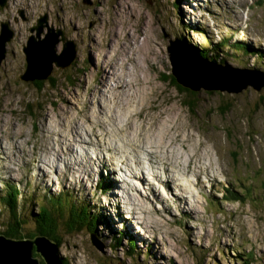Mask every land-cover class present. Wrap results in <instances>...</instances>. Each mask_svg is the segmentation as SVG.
Segmentation results:
<instances>
[{"label":"rangeland","instance_id":"1","mask_svg":"<svg viewBox=\"0 0 264 264\" xmlns=\"http://www.w3.org/2000/svg\"><path fill=\"white\" fill-rule=\"evenodd\" d=\"M44 15L40 36L30 32ZM2 20L14 35L0 63V228L8 218L2 194L16 183L28 232L49 196L69 193L98 215L96 235L59 231L63 264H241L250 253L249 264H264V85L250 84L264 80L257 73L264 66V0H7ZM49 28L74 43L75 57L68 67L53 64L55 86L47 78L38 89L20 77L22 46L30 36L44 39ZM178 38L192 53L225 39L217 59L228 70L248 61L251 75L220 77L179 53ZM234 42L251 54L235 52ZM55 47L59 53L63 41ZM170 54L199 86L191 109L165 82ZM101 68L109 72L104 85ZM113 73L132 81L116 101L114 87H106L116 86ZM204 80L247 86L220 91L203 87ZM146 152L167 165L171 181ZM132 154L141 156L139 170ZM96 155L106 167L93 164ZM128 238L138 254L126 251Z\"/></svg>","mask_w":264,"mask_h":264},{"label":"trees","instance_id":"2","mask_svg":"<svg viewBox=\"0 0 264 264\" xmlns=\"http://www.w3.org/2000/svg\"><path fill=\"white\" fill-rule=\"evenodd\" d=\"M188 33V32H187ZM185 33V34H187ZM203 34V33H202ZM205 37V35L203 34ZM181 44V48L189 55L192 59H197L199 61L208 62L210 60L209 56H212V62L214 64L220 65V66H226L222 64L221 62L223 58L221 57L220 60L217 59V51H219L220 47L226 43L225 39H221L220 41L213 43L208 42V47L201 48L197 52L192 53L190 48L184 44V42L178 38ZM231 45V44H230ZM232 45L236 46L234 47V51L238 52H247L248 54H251V50L247 47L246 44H243L241 42H234ZM179 47L178 50L183 51ZM256 51V50H253ZM221 52L224 54V51L221 50ZM209 53H213V55H209ZM245 54V55H248ZM258 54V53H257ZM236 56H238L236 54ZM241 67H244L245 69H249L247 66L248 61L242 60ZM219 64H218V63ZM253 63V62H252ZM72 64V63H71ZM264 64V63H263ZM68 67V66H67ZM64 68V67H63ZM261 68V74L264 72V66H260ZM249 71V70H248ZM170 73V72H169ZM71 72L67 73V75H64V78L66 80H70ZM48 79L51 80L52 87L55 86L57 79H53L52 76H48ZM46 78V79H47ZM43 80L45 79H34L31 82L33 85H35L38 89H42L44 86ZM165 82L171 83L172 86H176L175 88L183 92L185 94V98H188V101H185L186 106H188L189 109L193 107V99L196 98V90L185 87L180 85L176 79L173 77L172 73L169 75V79ZM229 107H224L222 109V112H225ZM20 188L16 183L7 185V189L4 191V194H2V200L5 203V207L8 210V218H6V222L4 223V226L0 228V234L8 237V238H15V239H33L35 236H46L51 241H53L57 248L62 244L60 242L61 237L59 236V231L62 230L63 232H76L80 231L82 229H87L89 233H93V235H96V225L98 221V215L92 211L89 205L85 203H79V205H75V200L70 199L69 197L72 196L68 193L64 196H49L47 201H43L41 203H38V211L36 213H32L35 219V229L33 232H28L27 228H24V220L20 219L19 213H20ZM227 192V191H226ZM228 193V192H227ZM66 199V200H65ZM121 233V232H120ZM117 237L114 239V243L111 245L112 249L117 248L120 245V240L122 237V233L119 235H116ZM126 251L129 254H138L137 247L135 244V240L133 238H128L127 240V249ZM205 254V253H203ZM33 256H37L35 250H33ZM252 256V253L249 254L248 261H244L241 264H247ZM60 259L63 262V258L60 256ZM40 263L45 264L43 259H40ZM249 264V263H248Z\"/></svg>","mask_w":264,"mask_h":264},{"label":"water","instance_id":"3","mask_svg":"<svg viewBox=\"0 0 264 264\" xmlns=\"http://www.w3.org/2000/svg\"><path fill=\"white\" fill-rule=\"evenodd\" d=\"M5 5L6 0H0V12L4 10ZM42 17L43 18L40 17V19L37 20V26H33L36 27L38 36L42 33V21L46 19L47 15ZM62 34L63 31L55 32L52 28H49L44 39L35 40L32 36L28 37L26 43L22 46V51L25 55V70L20 77L24 81L46 79L50 73H52L53 64L59 68L71 65L75 57V45L71 40H66L64 36L59 38ZM13 35L14 31L10 27V22L7 20L0 21V63L6 54L5 46L12 39ZM60 39L63 41V48L57 53L55 45ZM178 51L181 53L180 50ZM179 59L182 62L185 61L184 58L180 57ZM170 61L171 73L176 81L182 86L192 87V89L196 90V87L199 86H194L193 82L183 77L182 71H180L179 67L174 63L173 58H171ZM209 70H212V66H209ZM219 71H223V73ZM230 71H236L230 78L231 80H236L241 77V73L244 71L247 75H251L248 74V70L240 68ZM215 73H219L220 77H224L225 73L230 75L228 71H225L223 67L220 66L217 67ZM257 73L253 75H257ZM260 75L264 79V74L258 73V76ZM202 82H205L203 83V87L220 91L224 89L229 91H240L247 86L244 84L235 89H231L227 81H218L214 83L209 80H204ZM250 84L259 90L264 85V80L259 84H255L254 82H250ZM34 249L37 253H40L45 264H63L57 253L56 244L46 236L39 235L34 239H13L0 234V264H41L38 257L33 256Z\"/></svg>","mask_w":264,"mask_h":264},{"label":"bare ground","instance_id":"4","mask_svg":"<svg viewBox=\"0 0 264 264\" xmlns=\"http://www.w3.org/2000/svg\"><path fill=\"white\" fill-rule=\"evenodd\" d=\"M7 5V4H6ZM5 5V6H6ZM4 11V10H3ZM34 30H36V33H37V29H36V27H32V28H30V32H33ZM175 46V45H174ZM170 58H173L172 57V55L170 54ZM200 63H202L203 65H205V67H206V69L207 70H209V66H212V69H217V67L218 66H213V65H211V64H209V63H207V62H203V61H199ZM190 68H192L191 66H190ZM101 70V73H102V76L100 75V78H101V81H99V84H101V85H104L105 84V82H106V78L108 77V74H109V72H108V70H105V69H103V68H101L100 69ZM225 71H228L229 72V74L230 75H234L235 73H234V71H230V70H227V69H224ZM246 73V72H245ZM241 74H244V73H241ZM248 74H250V73H248ZM110 80L112 81V80H114L115 81V83H116V86H110V85H108V86H106L107 88H109V90H112V87H114V92H113V101H116V91H118L119 93H122L124 90H122V89H120V87H122L123 85H124V83H127V85L128 84H131V80L130 81H128L127 82V80L126 79H123V78H120L119 77V75L118 74H116V73H113L112 74V76H111V78H110ZM110 84V83H109ZM263 88V87H262ZM102 91H99V93H101ZM126 92V91H125ZM117 95H118V93H117ZM97 97L98 96V93L97 94H95V95H93V97L91 98V99H93L94 97ZM124 96V95H123ZM122 97V96H121ZM128 96L126 95V98H127ZM123 99V98H122ZM128 101V100H127ZM120 102V101H119ZM118 102V103H119ZM122 102V101H121ZM130 102V101H129ZM94 103V102H93ZM107 103V102H106ZM95 104V103H94ZM97 107H100V106H97ZM106 115V114H105ZM44 127H47L46 125H44ZM49 127V126H48ZM49 129V128H48ZM50 133V131L47 133L48 135H50L49 134ZM51 133H54V134H56V132H51ZM53 135V134H52ZM131 135H132V133H131ZM134 135V134H133ZM80 140H82V137H81V139ZM142 141V140H141ZM138 142V141H137ZM95 146H98V143H96V144H94ZM93 145V146H94ZM112 149V148H111ZM135 151V150H134ZM124 152V151H123ZM142 153V152H141ZM147 154H146V158L152 163V161L154 162V160L156 159V160H159L154 154H152V153H149V152H146ZM85 155H87V154H85ZM129 155V154H128ZM141 155V154H140ZM125 156H126V154H125ZM132 156H133V158H132ZM98 157H99V155H96V163L95 162H93V164L94 165H97L98 167L99 166H104V167H106V163H105V161H104V159L103 158H100V159H98ZM129 157H131L133 160V164L132 165H134L135 166V168L136 169H140V162H143V161H141L140 160V157L138 156V155H135V154H132L131 156H128V158ZM88 158V157H87ZM130 158V159H131ZM76 160V159H75ZM144 160V159H143ZM48 161H50L51 163H52V161L51 160H49L48 159ZM107 161V160H106ZM123 161H125V159L123 160ZM160 161V160H159ZM77 162V161H76ZM161 162V161H160ZM54 163V162H53ZM125 163V162H124ZM158 163V162H157ZM127 165H128V163H126ZM159 164H161L162 165V169L165 171V172H167L168 174H167V179L168 180H170V179H172V177H171V175H170V172L167 170V165L166 164H164V163H159ZM193 164V163H192ZM194 164H198V163H194ZM153 165V164H152ZM189 165H191L190 163H189ZM142 166V165H141ZM154 167V166H153ZM110 169V168H109ZM133 169H134V167H133ZM138 169V170H139ZM87 170L90 172V171H92V166H88V168H87ZM106 170V169H105ZM63 171V170H62ZM114 171V170H113ZM76 172V171H75ZM154 172V171H153ZM172 172V171H171ZM63 173L66 175V171H63ZM106 173H109V175L111 174L110 173V171H108L107 170V172ZM208 174V173H207ZM63 177H65V176H63ZM102 181V180H101ZM171 181V180H170ZM124 189V188H123ZM117 194V193H116ZM125 194V193H124ZM124 196V195H123ZM136 200V199H135ZM117 202H118V200H117ZM35 237H37V236H35ZM34 237V238H35ZM33 238V239H34ZM96 238V237H95ZM13 239H15V238H13ZM91 242H92V244L97 248V249H100V245L98 244V242L95 240V239H91ZM35 248V247H34ZM35 250V249H34ZM101 250V249H100ZM36 252V251H35ZM37 256H38V259H39V261H40V259H43L42 258V256L40 255V253H37ZM34 257H36V256H34ZM44 260V259H43Z\"/></svg>","mask_w":264,"mask_h":264},{"label":"clouds","instance_id":"5","mask_svg":"<svg viewBox=\"0 0 264 264\" xmlns=\"http://www.w3.org/2000/svg\"><path fill=\"white\" fill-rule=\"evenodd\" d=\"M6 4H7V0H6ZM176 46H177V45H176ZM179 47H180V46H177L178 49H179ZM180 48H181V47H180ZM181 49H182V48H181ZM182 50H183V49H182ZM183 51H184V50H183ZM183 51L180 50V52H183ZM184 52H185V51H184ZM189 55H191V54H189ZM191 56H192V55H191ZM191 56H190V57H191ZM216 65H217V64H216ZM217 66H219V65H217ZM247 70H249V69H247ZM249 71H250V70H249ZM258 73H260V72H258ZM260 74H261V73H260ZM262 74H264V72H262Z\"/></svg>","mask_w":264,"mask_h":264}]
</instances>
